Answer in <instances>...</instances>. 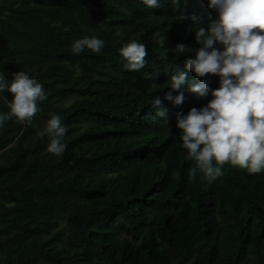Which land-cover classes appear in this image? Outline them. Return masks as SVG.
Here are the masks:
<instances>
[{
    "label": "trees",
    "instance_id": "obj_1",
    "mask_svg": "<svg viewBox=\"0 0 264 264\" xmlns=\"http://www.w3.org/2000/svg\"><path fill=\"white\" fill-rule=\"evenodd\" d=\"M215 15L207 0H0V72L25 71L46 92L31 123L0 128V264H264V171L225 162L210 181L185 158L178 115L211 95L185 90L179 105L163 100L164 116L151 106ZM85 35L102 51L74 53ZM132 39L148 45L139 71L119 51ZM13 95L0 93V111ZM54 113L61 156L41 135Z\"/></svg>",
    "mask_w": 264,
    "mask_h": 264
},
{
    "label": "clouds",
    "instance_id": "obj_2",
    "mask_svg": "<svg viewBox=\"0 0 264 264\" xmlns=\"http://www.w3.org/2000/svg\"><path fill=\"white\" fill-rule=\"evenodd\" d=\"M142 2L150 8L161 4V0ZM207 7L216 15L207 29L196 28L199 47L195 55L171 75L170 90L163 98L155 95L151 106L164 116L163 100L179 105L185 90L201 98L211 95L206 104L178 115L176 127L187 150L185 158L194 159L210 181L223 175L225 162L260 173L264 171V0H207ZM156 38L163 43L167 35L158 32ZM104 45L99 36L85 35L73 42L72 50L99 53ZM187 47L179 43L176 49L183 52ZM119 51L130 71H139L147 63L148 45L139 39L130 40ZM189 71L197 77L188 80ZM6 90L14 95L11 100L4 96L10 111H0V128L13 116L31 123L40 110L38 101L46 99L43 84L25 71L13 73L11 79L0 72V93ZM175 90L179 92L174 95ZM66 132L61 115L52 114L41 133L52 137L50 153L61 156L65 152Z\"/></svg>",
    "mask_w": 264,
    "mask_h": 264
},
{
    "label": "bare ground",
    "instance_id": "obj_3",
    "mask_svg": "<svg viewBox=\"0 0 264 264\" xmlns=\"http://www.w3.org/2000/svg\"><path fill=\"white\" fill-rule=\"evenodd\" d=\"M58 44V43H57ZM73 69V68H72ZM185 100V99H184ZM195 103V102H194ZM198 104V103H197ZM179 141V140H178ZM227 241V240H226ZM226 243V242H225ZM228 255V254H227ZM231 256V255H230ZM225 258V257H224Z\"/></svg>",
    "mask_w": 264,
    "mask_h": 264
}]
</instances>
